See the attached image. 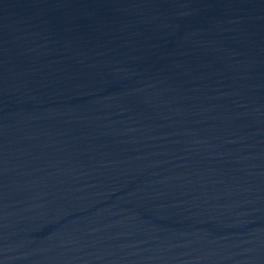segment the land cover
Segmentation results:
<instances>
[{
  "label": "water",
  "instance_id": "95a60500",
  "mask_svg": "<svg viewBox=\"0 0 264 264\" xmlns=\"http://www.w3.org/2000/svg\"><path fill=\"white\" fill-rule=\"evenodd\" d=\"M0 264H264V0H0Z\"/></svg>",
  "mask_w": 264,
  "mask_h": 264
}]
</instances>
